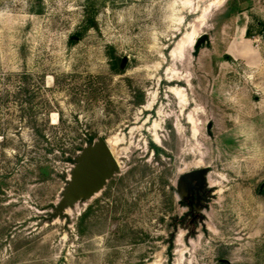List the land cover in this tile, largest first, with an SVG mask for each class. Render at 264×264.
Listing matches in <instances>:
<instances>
[{"label":"rangeland","instance_id":"obj_1","mask_svg":"<svg viewBox=\"0 0 264 264\" xmlns=\"http://www.w3.org/2000/svg\"><path fill=\"white\" fill-rule=\"evenodd\" d=\"M209 1L0 0V264H264V0ZM104 138L117 170L58 210Z\"/></svg>","mask_w":264,"mask_h":264},{"label":"water","instance_id":"obj_2","mask_svg":"<svg viewBox=\"0 0 264 264\" xmlns=\"http://www.w3.org/2000/svg\"><path fill=\"white\" fill-rule=\"evenodd\" d=\"M204 38L205 36L199 37L197 42L200 43ZM76 165L78 169L72 171L70 182L58 205V210H62L67 204L99 189L118 167L106 138L84 147L76 158ZM204 172V169H196L180 177V181L186 184L189 198H193V194L196 195L197 204L200 203V193L205 185Z\"/></svg>","mask_w":264,"mask_h":264},{"label":"bare ground","instance_id":"obj_3","mask_svg":"<svg viewBox=\"0 0 264 264\" xmlns=\"http://www.w3.org/2000/svg\"><path fill=\"white\" fill-rule=\"evenodd\" d=\"M221 2V0H211L209 1V3L206 5V7L204 8V13L208 12L209 9H211L212 7L219 5ZM203 13V14H204ZM204 15L198 17L196 19V22L200 23L199 25L202 26L204 24ZM198 26V25H197ZM197 30V28H196ZM195 30V27H193V30L191 32H187L186 34H184L181 39L177 42L176 47L171 51L170 56L172 57L173 60L179 61L182 59V56L180 54L182 50H184L185 48H192L196 42V40L198 39L199 35L197 33V31ZM185 49V50H186ZM183 55V54H182ZM177 63V62H176ZM171 70V69H170ZM170 72H168L169 74ZM171 75L169 77V80L173 81L176 78H180L177 74L178 72H174L173 70H171ZM170 92L175 94L176 97H178L179 103L181 105V108H184L185 104H186V98H185V94L183 92V89L180 88H175V87H170ZM153 102L152 101H148V103L146 105H144V109L145 110H150L153 106ZM159 115L161 116V114L159 113ZM150 120L148 118L145 119L144 123L147 124L149 123ZM187 123L192 125V135L195 136L197 134V126L194 122V119L191 115H189L187 117ZM134 129V128H133ZM160 129V124L158 121H154L152 123V125L148 128V131L152 137L153 142L157 143V145L160 144V140L158 137V130ZM107 143L108 146L110 148L111 154L113 155V157H117V153H116V146L118 145V140H115L114 138H108L107 139ZM200 166L199 164H197V167ZM74 169H78V166L75 165ZM71 179V178H70ZM186 185V184H185ZM177 243L181 242V236L179 235L176 239ZM183 251L180 250L179 253H182Z\"/></svg>","mask_w":264,"mask_h":264},{"label":"flooded vegetation","instance_id":"obj_4","mask_svg":"<svg viewBox=\"0 0 264 264\" xmlns=\"http://www.w3.org/2000/svg\"><path fill=\"white\" fill-rule=\"evenodd\" d=\"M185 188H186V185H185ZM191 199H194V201L196 202V195L193 194V198H191Z\"/></svg>","mask_w":264,"mask_h":264},{"label":"trees","instance_id":"obj_5","mask_svg":"<svg viewBox=\"0 0 264 264\" xmlns=\"http://www.w3.org/2000/svg\"><path fill=\"white\" fill-rule=\"evenodd\" d=\"M90 139H91V138H90ZM90 139H89V141H90ZM81 148H82V147H81V146H79V148H78V149L80 150ZM68 160H71V159H68Z\"/></svg>","mask_w":264,"mask_h":264}]
</instances>
